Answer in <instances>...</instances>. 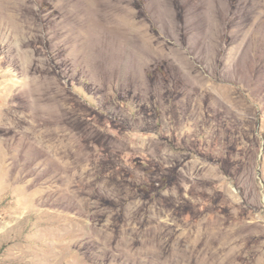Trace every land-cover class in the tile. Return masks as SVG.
Instances as JSON below:
<instances>
[{
    "label": "rangeland",
    "instance_id": "1",
    "mask_svg": "<svg viewBox=\"0 0 264 264\" xmlns=\"http://www.w3.org/2000/svg\"><path fill=\"white\" fill-rule=\"evenodd\" d=\"M248 1L0 0V264H264Z\"/></svg>",
    "mask_w": 264,
    "mask_h": 264
},
{
    "label": "bare ground",
    "instance_id": "2",
    "mask_svg": "<svg viewBox=\"0 0 264 264\" xmlns=\"http://www.w3.org/2000/svg\"><path fill=\"white\" fill-rule=\"evenodd\" d=\"M257 8H258L259 15L255 16V19H258L260 26L264 29V5H263V2H261L260 0L257 3Z\"/></svg>",
    "mask_w": 264,
    "mask_h": 264
}]
</instances>
